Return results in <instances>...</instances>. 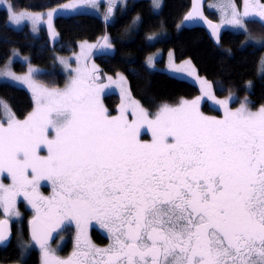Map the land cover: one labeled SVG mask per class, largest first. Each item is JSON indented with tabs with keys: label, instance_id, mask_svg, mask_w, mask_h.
<instances>
[{
	"label": "snow or ice",
	"instance_id": "1",
	"mask_svg": "<svg viewBox=\"0 0 264 264\" xmlns=\"http://www.w3.org/2000/svg\"><path fill=\"white\" fill-rule=\"evenodd\" d=\"M244 3L243 13L234 3L220 5L222 24L247 31L245 21L258 18L264 25V4ZM8 12L15 23L40 19L10 4ZM202 15L194 5L185 20ZM102 39L86 47L112 49L109 38ZM33 71L3 73L29 85L35 108L19 120L0 102L7 118V126L0 123V208L19 216L15 206L23 196L35 209L30 224L41 264H264V106L252 111L245 100L232 110L230 94L211 97L223 108L222 119L200 111L201 97L163 104L154 115L132 101L110 116L99 99L106 86L90 83L95 65L77 69L64 89L35 83ZM144 127L151 141L140 139ZM44 180L52 183L50 198L39 194ZM90 220L108 229L107 248L81 241L70 258L60 259L48 247L66 224L82 228ZM8 224L0 220V242L10 236Z\"/></svg>",
	"mask_w": 264,
	"mask_h": 264
},
{
	"label": "trees",
	"instance_id": "2",
	"mask_svg": "<svg viewBox=\"0 0 264 264\" xmlns=\"http://www.w3.org/2000/svg\"><path fill=\"white\" fill-rule=\"evenodd\" d=\"M14 10L44 11L56 7L68 0H10ZM239 6L241 0H233ZM264 2V0H262ZM190 0H162L159 11H154L150 0H133L123 12L106 22L104 17L89 13H76L68 16L56 15L54 25L58 41L51 46L45 31L35 37L29 29H14L8 25V13L0 9V67L4 65L13 49L28 57L29 62L45 72L41 74L44 82H53L62 86L65 77L54 67V53L66 55L76 50L80 41H97L107 34L113 45L112 54L94 57L101 73H122L128 83L132 97L148 112L152 113L163 104L177 105L181 100H188L199 94L196 85L189 81L173 77L163 71L150 70L145 64L146 57L157 50L172 51L177 61L190 60L197 73L209 80L215 94L224 97L235 95L233 105L241 97H247L249 107L255 109L264 106V71L259 72V62L264 46L258 47L246 43L248 35L264 40V25L252 19L246 22V31L223 30L220 44L216 45L203 28H188L183 18L190 10ZM206 16L217 21V16L205 9ZM139 16L137 27L132 28L134 17ZM152 34H159L149 41ZM17 71L25 66L15 63ZM250 86L246 87V83ZM0 98L7 102L15 117H26L33 108L32 99L24 89L9 83H0ZM108 114L116 113L118 96H104ZM1 116V111H0ZM146 130V131H145ZM143 129L148 133L147 129ZM150 133V132H149ZM147 136V134H144ZM22 209V202L19 203ZM24 210V209H23ZM0 210V219L2 218ZM24 217H27L24 210ZM19 234L26 241L28 238L25 221L20 226ZM72 233V228L65 230ZM17 227L13 223V236L6 247L0 248V262L4 264L21 261L23 264H39L38 251L30 249L23 258L20 247L14 242ZM92 238L99 243H106L97 230H91ZM70 239V238H69ZM71 241V240H70ZM68 241L67 246H71Z\"/></svg>",
	"mask_w": 264,
	"mask_h": 264
},
{
	"label": "rangeland",
	"instance_id": "3",
	"mask_svg": "<svg viewBox=\"0 0 264 264\" xmlns=\"http://www.w3.org/2000/svg\"><path fill=\"white\" fill-rule=\"evenodd\" d=\"M131 1H133V0H95L94 3H82L81 0H68V1H66V2H64V3H62L56 7L50 8L46 11L45 10L44 11L16 10L15 11L16 13H22L23 12V13H27L29 16L39 15V17H40L39 20H33V19H29L26 16L19 23L11 22L9 20L8 5L10 4L12 6V9H13V7H14L13 2H11L10 0H7V2H5V0H0V9H4L7 11V13H8V25L10 27H12L14 29H18V30L23 29V28H27V29H29L31 34L34 35L35 37L42 35L43 31H45L50 45L53 46L55 44V40L53 41V39L55 37H58V33H57V30H56L55 25H54V20H55L56 15L68 16V15H72V14H76V13H89V14H94V15H100V16L104 17V19L106 16H109V18L105 19L106 22H108V21H111L116 16L117 12L125 11L129 2H131ZM150 1L152 4V7H153V0H150ZM229 2L234 3L233 0H209L206 3V5L208 4L207 7L209 9L215 8L219 12V14L217 16V24L220 26L219 28L221 30L244 31L243 29H240V28L232 26V25L222 24V20L225 19V15L221 11L220 5H222V4L226 5ZM253 3L264 4V2L262 0H253ZM68 4H74L75 7L65 9L63 6L68 5ZM161 4H162V0H161ZM109 7L112 8V12L110 15L108 13ZM236 8L240 13H243L244 8H245L244 0H241L240 5L236 6ZM53 9H57V11H56L57 14L55 12L56 15L53 14V16L51 17V20L49 21L48 13L51 12ZM153 10L159 11L160 7L159 8L153 7ZM228 15L230 16V11H229ZM137 20H139V16L134 17L133 22H132V28L137 27L136 26ZM255 20L259 21L258 18ZM245 27H246V22H245ZM246 33H247V31H246ZM158 35L159 34L150 35V37L148 38L149 41L155 40ZM105 36H107L109 38V36L107 34H104L97 41H93V42H91V41H80L77 44L76 50L69 53V54H66V55H60L57 52L53 51V53H54V67L58 68L65 77V83L62 86H55L53 82H48V81L44 82V80L41 78V74H43L45 72V70L43 68H40L36 65L31 64L29 62L28 57L21 54L17 49H13V51L11 52V55L8 57V59L6 60L4 65H2L0 67V83H9L13 86L20 87V88L24 89L25 91H27V93H29V95L32 99V102H33V108L29 112V113H31L35 108V103H34L33 92L31 90V88L29 87V85L27 83H25L23 80H13L11 77H5L3 75V73L11 72V73L15 74V76L23 77L28 73L29 68L31 67L34 70L32 73V80L35 83H37L41 86L50 88V89L51 88L64 89L69 84V82L76 77V75H77L76 70L77 69L87 68L90 70V69H92V66L95 65V68L97 69V71H95L93 73V76L95 77V79L91 80L90 83H93L97 86H99V85L106 86V87H104L103 91H101L99 93V99H100L102 105L104 106V108H106V109H107V107H106V104L104 102V96H106L108 94H116L118 96V104L116 105V108H115L116 113L113 115H110V116H118L120 114L121 108H123L125 105L130 106L132 101H136V102H138V101L132 97L130 90H129V87H128V83L126 81V78L122 73H116L113 75L101 73L98 65L96 64V62L94 60V57L97 55L112 54L114 51V48L113 47H112V49L94 48V49L89 50L86 47V45H98V44L103 43L102 38ZM246 40H247V41H245L246 43L254 44V45H257L258 47H261L262 43H264V40L261 41L255 37L248 35V33H247ZM109 41H110V39H109ZM110 43H111V41H110ZM262 58H264V52L262 54L261 59ZM261 59L259 62V72H262V70H261ZM15 63L23 64L25 66L24 70L17 71L14 68ZM145 64H146L147 68L150 70L163 71V72H165V73H167L173 77L189 81L190 83L196 85L199 89V94L196 97H194L192 99H188L186 101H192L198 97H201L200 111L205 116L215 117L218 119L223 118L224 110L218 104L215 103V101L211 98L212 96H214L218 100H223L225 98H229V95L231 94L228 106L232 110L239 108L241 103L245 102V100L247 101V105L249 107L248 98L245 96L240 98L239 103H237L236 105H233V103L236 99L235 95L233 93H230L224 97H221V96L215 94L212 83L197 73L196 69L194 68V66L190 62V60L186 59V60L177 61L175 59L173 52L170 50L166 51V52H163L161 50H157L154 53L149 54L145 59ZM109 78H111V79H109ZM201 81H207L211 85V89H206L203 86V84L201 83ZM249 86H250V82H247L246 87H249ZM205 92H208L209 95H205ZM0 102L7 104V102L1 98H0ZM179 104H177V105H179ZM139 105H140V103H139ZM177 105H174V106H177ZM8 107L10 108L9 105H8ZM260 107L261 106L255 108V109H251L250 107L249 108L252 111H256ZM10 110H11V108H10ZM0 111H1L0 123H4V125L7 126V118L4 116L3 110L0 109ZM11 112H12V110H11ZM155 113H156V111L152 112L151 114L154 115ZM127 115H128L129 120H131L132 119L131 107H129ZM17 119H19V118H17ZM23 119H25V117L22 119H19V120H23ZM143 129L145 130L147 128L144 127L141 129L140 139L142 141H151V139H152L151 132L146 133L143 131ZM144 134H147V136H144ZM42 154L46 155L47 153L44 152ZM2 182L5 185H7L11 182L10 179L7 178L6 173L4 174V178L2 179ZM38 191H39V194L44 196V197H49V198L52 197L53 196V186H52L51 181H47V180L41 181L40 185L38 187ZM19 202H23V204H24L23 209L26 210V213H27L26 218L24 217V210L21 207H19ZM0 210L2 212L3 218L8 219L10 222L14 223L17 227V232L14 235V242L20 247V249L22 251L21 256L23 258L25 255H27L29 250L33 248V244H31V242L26 241L24 238H22L20 236V234H19L20 231L18 228H20V226L23 224L24 221L27 224V222H29V220L36 215V211H35V209L32 208L31 204H29L28 201L24 199L23 196H19L17 198V203L15 206V211L19 212V216H6L3 209L0 208ZM67 228H72V230H73L71 233V237L69 235L70 231H67V232L65 231ZM92 228L96 229L101 234V236L106 237L108 239V235H106L108 230L106 227L103 226V224L101 222H99L97 220L85 221V222H83L82 228H77L76 223L73 221L71 224H66L62 230L57 231L56 241L52 244H49L48 247L51 250H53L55 252V255L60 259L70 258L72 256L73 252L78 250V245L80 244L81 241H90L91 244L97 248H106L108 246L107 245L108 242L106 244L99 243V242H97L91 238L90 231ZM68 241L71 242V246L66 247ZM38 251H39L38 252L39 264H41L42 252H41V249H38ZM0 264H4V263L0 262ZM8 264H23V263L21 261H17V262L8 263Z\"/></svg>",
	"mask_w": 264,
	"mask_h": 264
},
{
	"label": "water",
	"instance_id": "4",
	"mask_svg": "<svg viewBox=\"0 0 264 264\" xmlns=\"http://www.w3.org/2000/svg\"><path fill=\"white\" fill-rule=\"evenodd\" d=\"M206 1L207 0H191L190 10L184 16L183 24L186 27H188V28L198 27V28L205 29L206 33L208 34L210 39L213 41V43L216 44V45H219L220 44V29L217 28V29L214 30V28L210 26V25H217V23L212 21L211 19H209L205 15V13H204V5H205ZM194 5H195V7L199 8L200 12H202L203 15L200 16V17H193L192 19L185 20V17L188 15V13L193 11ZM1 220H5V219H1ZM32 220H33V218L30 221H32ZM8 229H9V232H10V236L5 242H0V247L7 246L9 244V242L11 241L12 230H11L10 222L8 224ZM27 229H28V235H29L30 240L35 244V242L32 240V225L30 224V222L27 225ZM55 239H56V232L53 234V237L48 241V244L53 243L55 241ZM36 247L39 248L38 245H36Z\"/></svg>",
	"mask_w": 264,
	"mask_h": 264
},
{
	"label": "flooded vegetation",
	"instance_id": "5",
	"mask_svg": "<svg viewBox=\"0 0 264 264\" xmlns=\"http://www.w3.org/2000/svg\"><path fill=\"white\" fill-rule=\"evenodd\" d=\"M207 6H208V5H206V10H207L209 13L214 14L215 17L218 16L219 12H218L215 8H214V9H212V8L209 9ZM19 203H20V202H19ZM91 230H96V229L92 228ZM107 230H108V229H107ZM12 231H13V224H12ZM108 232H109V231H108ZM108 232L106 233V235H108V239H107L106 237H103V236H102V237L105 238L106 243L108 242L107 245L109 246L110 243H111V240H110V233H108ZM98 233H99V232H98ZM12 234H13V233H12ZM99 234H100V233H99ZM104 234H105V233H104ZM90 236H91V238H92L91 231H90ZM100 236H101V234H100ZM92 239H93V238H92ZM93 240H94V239H93ZM106 243H105V244H106ZM108 246H107V247H108ZM107 247H106V248H107Z\"/></svg>",
	"mask_w": 264,
	"mask_h": 264
},
{
	"label": "crops",
	"instance_id": "6",
	"mask_svg": "<svg viewBox=\"0 0 264 264\" xmlns=\"http://www.w3.org/2000/svg\"><path fill=\"white\" fill-rule=\"evenodd\" d=\"M13 10H14V8H13ZM48 10V9H47ZM15 11V10H14ZM46 11V10H45ZM55 14V13H54ZM56 14H57V12H56ZM55 14V15H56ZM58 16V15H57ZM108 18H109V16H108ZM46 33V32H45ZM55 40V43L58 41V37H55L54 39H53V41Z\"/></svg>",
	"mask_w": 264,
	"mask_h": 264
},
{
	"label": "bare ground",
	"instance_id": "7",
	"mask_svg": "<svg viewBox=\"0 0 264 264\" xmlns=\"http://www.w3.org/2000/svg\"><path fill=\"white\" fill-rule=\"evenodd\" d=\"M207 2V1H206ZM190 3H191V0H190ZM185 26V25H184Z\"/></svg>",
	"mask_w": 264,
	"mask_h": 264
}]
</instances>
